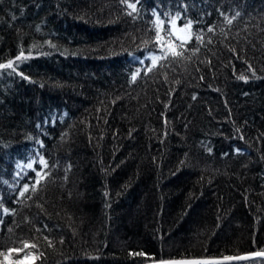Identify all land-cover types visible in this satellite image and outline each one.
<instances>
[{
	"label": "trees",
	"instance_id": "obj_1",
	"mask_svg": "<svg viewBox=\"0 0 264 264\" xmlns=\"http://www.w3.org/2000/svg\"><path fill=\"white\" fill-rule=\"evenodd\" d=\"M173 21L190 38L159 58ZM9 62L0 253L27 242L31 264H145L264 251V0H0Z\"/></svg>",
	"mask_w": 264,
	"mask_h": 264
},
{
	"label": "snow or ice",
	"instance_id": "obj_2",
	"mask_svg": "<svg viewBox=\"0 0 264 264\" xmlns=\"http://www.w3.org/2000/svg\"><path fill=\"white\" fill-rule=\"evenodd\" d=\"M163 23V22H161ZM229 23H231V21H229ZM175 21L172 22V28H175ZM190 27V24L187 26ZM211 30V29H210ZM181 32L184 31V29L180 30ZM168 36L169 37H175V40H169L167 42H164L161 44V57L159 58H168V56L171 57H179L183 55V51L182 49L184 48L185 44L187 43L188 39L190 37L187 36H182V35H178L172 31L168 32ZM157 41L158 43L160 42V35L159 33L157 34ZM178 41L179 43L176 44L175 42ZM181 49V50H178ZM158 57L156 56H152L151 57V62L153 65H155L157 63ZM3 67H12V62H9L7 65H0V68ZM151 69H149L150 71ZM133 79H135V76L133 77ZM46 166V165H45ZM29 167H31V165H29ZM39 175V173H38ZM43 177H41L42 179ZM37 183H39V181H37ZM27 187H25V191H27ZM21 195H23V193H21ZM24 247L27 248L29 247V244L27 242H24ZM31 247H35L34 244L31 245ZM15 251L14 249H8L7 253H0V255H3L5 257V259L7 258V255L11 252ZM253 255L255 256H261L264 255V253H254ZM225 260H232L234 259L233 257H224ZM239 259H249V257H239ZM162 264H220L219 261L216 260H211V259H193V260H182V261H163Z\"/></svg>",
	"mask_w": 264,
	"mask_h": 264
},
{
	"label": "rangeland",
	"instance_id": "obj_3",
	"mask_svg": "<svg viewBox=\"0 0 264 264\" xmlns=\"http://www.w3.org/2000/svg\"><path fill=\"white\" fill-rule=\"evenodd\" d=\"M183 28H178L177 26L174 28L175 33L178 35H182V36H187L190 37V34L188 33V31L186 29H184L183 32H181L180 30ZM13 65V64H12ZM16 252L17 254H21L22 253V257L21 259L18 261V264H31L34 263L37 259V254L35 252V248L31 247V244H29V247L24 248L23 250L21 249H17L11 253H9L7 255V258L5 259V263L4 264H15L14 261V255L13 253ZM1 264V262H0Z\"/></svg>",
	"mask_w": 264,
	"mask_h": 264
},
{
	"label": "water",
	"instance_id": "obj_4",
	"mask_svg": "<svg viewBox=\"0 0 264 264\" xmlns=\"http://www.w3.org/2000/svg\"><path fill=\"white\" fill-rule=\"evenodd\" d=\"M254 253H264V251H256V252L241 254V255H237V256H228V257H233L234 259H232V260H225L224 257H219V258H181V259H172V260H163V261L211 259V260L219 261L220 264H242V263L251 262V261H255V260H264V255L255 256V255H253ZM245 256L249 257V259H239V257H245ZM163 261L148 262L145 264H162Z\"/></svg>",
	"mask_w": 264,
	"mask_h": 264
}]
</instances>
